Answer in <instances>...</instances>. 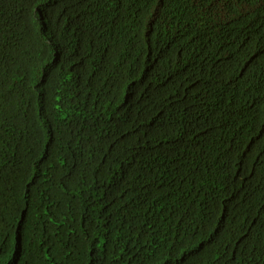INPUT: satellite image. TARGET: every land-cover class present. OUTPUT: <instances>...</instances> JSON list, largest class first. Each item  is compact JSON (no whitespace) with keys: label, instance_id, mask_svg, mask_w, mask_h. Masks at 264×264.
<instances>
[{"label":"trees","instance_id":"trees-1","mask_svg":"<svg viewBox=\"0 0 264 264\" xmlns=\"http://www.w3.org/2000/svg\"><path fill=\"white\" fill-rule=\"evenodd\" d=\"M0 264H264V0H0Z\"/></svg>","mask_w":264,"mask_h":264},{"label":"clouds","instance_id":"clouds-1","mask_svg":"<svg viewBox=\"0 0 264 264\" xmlns=\"http://www.w3.org/2000/svg\"><path fill=\"white\" fill-rule=\"evenodd\" d=\"M12 79H13V77L5 75V76H3V78L1 80H12Z\"/></svg>","mask_w":264,"mask_h":264}]
</instances>
